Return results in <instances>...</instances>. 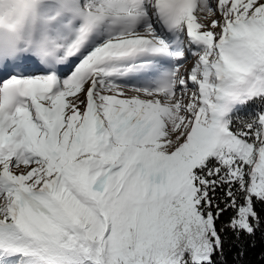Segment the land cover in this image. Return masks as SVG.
Instances as JSON below:
<instances>
[{
    "label": "snow or ice",
    "instance_id": "obj_1",
    "mask_svg": "<svg viewBox=\"0 0 264 264\" xmlns=\"http://www.w3.org/2000/svg\"><path fill=\"white\" fill-rule=\"evenodd\" d=\"M0 264H264V0H0Z\"/></svg>",
    "mask_w": 264,
    "mask_h": 264
}]
</instances>
